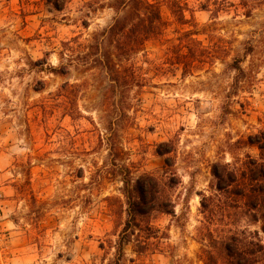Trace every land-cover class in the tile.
Here are the masks:
<instances>
[{"label": "rangeland", "instance_id": "obj_1", "mask_svg": "<svg viewBox=\"0 0 264 264\" xmlns=\"http://www.w3.org/2000/svg\"><path fill=\"white\" fill-rule=\"evenodd\" d=\"M150 1L164 31L135 60L146 83L131 93L122 147L134 176L172 186L177 219L153 214L167 239L146 254L125 253L128 264H203L201 194H219L213 166L248 186L254 164H264V5L246 18L216 16L200 0ZM111 2L0 0V264H108L114 256L126 217L122 183L100 141L96 73L78 67L93 35L111 24ZM234 59L241 71L230 68ZM60 65L67 73L51 72ZM233 186L222 193L221 226L264 244L262 214Z\"/></svg>", "mask_w": 264, "mask_h": 264}, {"label": "trees", "instance_id": "obj_2", "mask_svg": "<svg viewBox=\"0 0 264 264\" xmlns=\"http://www.w3.org/2000/svg\"><path fill=\"white\" fill-rule=\"evenodd\" d=\"M263 5L264 0H200V8L211 11L216 16L221 11L233 10L249 18L254 10ZM53 6L57 10L61 9L56 3H53ZM108 6L115 16L110 25L93 35V42L88 46L91 50L83 52L78 67L85 71L93 70L97 84L100 90L102 89V127L105 134L100 141L108 150L113 167L112 175L120 178L121 192L125 199L126 217L115 242L114 256L108 264H128L133 260L127 259L125 247L130 246L132 253L140 256L154 251L162 240L167 239V233L151 225L153 214L168 215L177 219L175 206L167 192L172 186L162 183L151 174L134 176L132 168L124 163L125 152L122 147V135L132 126V119L127 113L132 103L131 93L135 89L141 92L146 83L143 75L138 73L135 60L145 52L148 43L155 42L162 36L164 22L158 5L150 0H112ZM177 21L180 24L187 23L183 13L177 14ZM193 35L196 34L187 32L184 37L193 45L202 47L199 41L192 38ZM180 48L186 46L180 45ZM240 62L234 59L229 66L241 71ZM180 63L182 62L177 64ZM187 63L182 64L188 67ZM51 69L54 74L67 73V67L64 65ZM170 152L171 150L158 153L165 155ZM171 167L169 160H165V168ZM218 167L213 166L212 176L219 194L208 197L201 194V213L206 219L205 224L198 228L199 239L205 248L202 250V262L264 264V244L257 233L253 234L247 229H227L220 224L221 219L226 217L222 208V193L225 194L228 187L235 185L233 194L243 201V206L249 211L262 214L261 231L264 233V164H254V169L249 171V181L252 184L248 186L238 182L235 172L227 173ZM172 179L174 178L171 177L169 181ZM247 187L249 191L246 190Z\"/></svg>", "mask_w": 264, "mask_h": 264}]
</instances>
